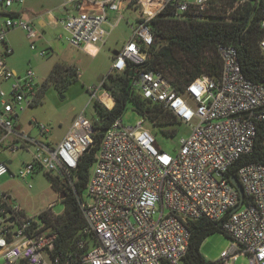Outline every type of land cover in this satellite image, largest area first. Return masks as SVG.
<instances>
[{
    "label": "built area",
    "instance_id": "obj_1",
    "mask_svg": "<svg viewBox=\"0 0 264 264\" xmlns=\"http://www.w3.org/2000/svg\"><path fill=\"white\" fill-rule=\"evenodd\" d=\"M26 1L0 0V13L7 16L0 29L4 45L0 83L11 81L8 90L0 87V152L29 146L34 149L32 159L17 174L0 160V177L8 173L27 177L42 169L65 178L72 186L73 171L94 143L92 121L84 113L76 115L63 139L53 144L18 129L19 113L35 104L44 81L38 80L33 68L18 74L3 56L12 52L5 43L6 32L12 28L24 29L32 40L31 48L36 49L39 33L32 22L9 9ZM60 1L66 11L60 22L69 32L67 40L88 52L105 43L123 10L140 9V16L130 24L131 38L114 55L111 70L118 72L128 63L147 60L146 49L153 44L149 24L155 15L169 5L178 14L196 13L210 4V0ZM110 13L116 14L113 22ZM261 27L264 30V18ZM259 47L264 55V35ZM218 49L220 76L203 74L183 92L159 71L137 70L134 89L190 130L180 138L177 152L171 154L157 145L146 118L134 126L125 125L122 117L112 122L101 138L87 183L91 201L80 200L85 231L92 237L79 240L77 245L87 248L86 252L75 257L71 252L54 254L56 230L39 214L38 218L27 216L21 204L0 188V256L6 258L4 264H184L190 241L188 222L201 218L221 221L223 232L232 240L220 256L225 264L235 261L239 253L248 255L249 264H264V164L247 162L238 168L237 178L250 199H244L233 213L230 210L239 203V192L229 175L238 159L252 151L258 124L264 121V85L245 76L234 46L220 44ZM37 53L42 57L47 54L45 50ZM101 87L99 82L90 89ZM32 122L42 134L50 132L44 123Z\"/></svg>",
    "mask_w": 264,
    "mask_h": 264
},
{
    "label": "trees",
    "instance_id": "obj_2",
    "mask_svg": "<svg viewBox=\"0 0 264 264\" xmlns=\"http://www.w3.org/2000/svg\"><path fill=\"white\" fill-rule=\"evenodd\" d=\"M263 18L264 0H245L243 3H238V0H210L205 10L196 13L187 11L176 14L172 5H169L150 20L153 44L146 49L147 60L143 64L128 63L123 71L111 70L102 77L101 88L112 96L113 105L109 108L99 99L93 100L97 113L92 121L94 143L81 156L73 171L72 186L65 178L46 172L55 189L64 195L61 200L65 203V211L60 215L49 210L39 213L42 221L57 232L54 254L66 255L71 252L75 257L86 252L87 248L80 249L77 245L79 240L88 241L92 237L85 231L87 223L80 200L84 198L90 168L101 138L112 122L122 117L128 104L165 135H175L176 129L171 127L181 124L172 113L143 98L134 89L132 80L137 70L146 68L159 71L175 89L183 92L190 82L203 74L211 78L220 76L222 58L218 47L227 44L236 48L245 76L264 85V55L259 47L264 35L261 27ZM160 42L164 44L158 50L152 48ZM78 77L79 72L75 67L57 62L44 79L35 104L42 101L49 83L63 91ZM263 138L264 121L258 124L252 151L242 155L230 168V176L237 177L238 168L244 163L264 164ZM249 199L246 195L245 201ZM188 228L190 241L183 258L184 264H225L221 259L209 261L201 252L207 237L223 232L218 222L205 218L190 220Z\"/></svg>",
    "mask_w": 264,
    "mask_h": 264
},
{
    "label": "rangeland",
    "instance_id": "obj_3",
    "mask_svg": "<svg viewBox=\"0 0 264 264\" xmlns=\"http://www.w3.org/2000/svg\"><path fill=\"white\" fill-rule=\"evenodd\" d=\"M193 2L195 0H186ZM26 5L34 8L30 11L33 15L37 12L53 10L56 18L62 19L64 15L55 10L54 7L58 1L51 0H31L26 1ZM24 3V4H25ZM21 5H13L10 10H20ZM122 18L118 24L110 29L108 39L100 48L92 52L85 51L69 43L67 36L69 32L60 22L52 27L42 28L39 23L34 21V28L39 33V38L35 40L36 49L31 48V39L27 37V32L22 28H12L6 35V41L13 49L10 54L3 55L7 66L23 74L27 69L33 68L37 74L38 80L46 79L57 62H62L75 67L79 72V77L73 81L66 89L61 91L54 84H48L42 101L33 104L25 111L20 112L19 122L23 126L26 134L32 137L48 142L57 143L63 139L72 119L80 114L95 120L97 113L94 108L93 100L99 99L108 107L113 105V98L102 88H91L99 84L98 78L101 75H107L113 64L114 52L120 50L123 45L131 38L132 30L130 24L140 16V9L133 8L121 12ZM48 18V14H44ZM7 16L0 14V25L4 24ZM23 17V16H22ZM24 19L28 16L24 15ZM116 18L115 13H110V21ZM110 28V27H109ZM4 47L0 43V53ZM45 50L46 56L42 57L37 52ZM11 81L0 83V87L8 90ZM136 109L128 104L122 114V120L125 125L134 126L142 119ZM44 123L50 130L49 133L42 134L39 128L32 122L33 120ZM147 127L155 135L157 145L164 151L175 154L179 149V140L182 136L189 133V126L179 124L171 127L176 129L175 135H165L160 132L146 119ZM20 145V142H17ZM33 147L29 149L3 150L0 152L1 160L7 163L11 160L9 167L15 174L20 168H25L28 161L32 159ZM94 170V164L91 165L90 173ZM0 188L10 192V194L21 204L25 214L30 217L38 218V214L44 210H50L56 215L65 211V203L61 200L64 196L56 190L46 172L42 169H35L27 177L11 176L9 173L0 177ZM63 195V196H62ZM84 199L89 202L87 189L84 192ZM232 240L225 233L216 232L203 242L201 252L209 261L220 259L221 253L227 249ZM6 258L0 256V264H4ZM231 264H249L248 255L239 253L237 259Z\"/></svg>",
    "mask_w": 264,
    "mask_h": 264
},
{
    "label": "crops",
    "instance_id": "obj_4",
    "mask_svg": "<svg viewBox=\"0 0 264 264\" xmlns=\"http://www.w3.org/2000/svg\"><path fill=\"white\" fill-rule=\"evenodd\" d=\"M29 1H31V0H29ZM51 1H58V3H57V5L54 7V9L55 10H58V11H60L64 16L66 15V11L63 9V7L61 6V1L60 0H51ZM22 7H21V9L20 10H18V12L20 13V15L21 16H23L24 17V15H27L28 16V18H27V20H29V21H31L32 22V26L34 25V21L36 20L38 23H39V25L42 27V28H46V27H52V26H54V25H56V24H59L60 23V19L59 18H56L54 15H53V13H52V11L53 10H47V11H45V12H40V13H38L37 12V15H33L30 11H33L34 10V8H32V7H29L28 5H26V3L25 4H23V5H21ZM45 13H47L49 16H48V18H45V16H44V14ZM1 15H3L2 13H0ZM3 25L4 24H1L0 25V29L3 27ZM34 27V26H33ZM105 27L107 28V29H109V26H108V24H106L105 25ZM11 29H9V30H7V32H6V35H7V33L10 31ZM6 35H5V43L8 45V46H10L8 43H7V41H6ZM28 37V36H27ZM29 38V37H28ZM39 38V37H38ZM37 38V39H38ZM108 39V38H107ZM107 41V40H106ZM105 41V42H106ZM1 44H2V46L4 47V45H3V43L2 42H0ZM11 48V47H10ZM100 48V47H99ZM12 49V48H11ZM4 50V49H3ZM13 50V49H12ZM117 51V50H116ZM10 54V53H9ZM15 72H17L16 70H14ZM19 74V73H18ZM80 75V74H79ZM70 126V125H69ZM69 128V127H68ZM18 129H21V130H23V126H22V124L19 122L18 123ZM24 131V130H23ZM10 193V192H9Z\"/></svg>",
    "mask_w": 264,
    "mask_h": 264
},
{
    "label": "water",
    "instance_id": "obj_5",
    "mask_svg": "<svg viewBox=\"0 0 264 264\" xmlns=\"http://www.w3.org/2000/svg\"><path fill=\"white\" fill-rule=\"evenodd\" d=\"M163 44H164V42H160L159 44H154L152 46V48L158 50ZM117 53H118V51H115L114 52V55H117ZM102 77H103V75H101L98 78V82H101L102 81ZM8 163H10V160L8 161ZM230 180H231L232 184L237 188V190L239 192V203L234 208H232L230 210V213H233L239 207H241V205L244 203V199H245V196H246V192H245V189L243 188L242 184L240 183L239 179L236 176H231L230 177ZM219 223H221V221H219Z\"/></svg>",
    "mask_w": 264,
    "mask_h": 264
}]
</instances>
